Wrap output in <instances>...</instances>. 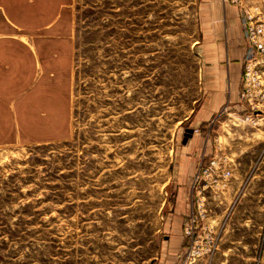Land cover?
Here are the masks:
<instances>
[{"label": "rangeland", "instance_id": "obj_1", "mask_svg": "<svg viewBox=\"0 0 264 264\" xmlns=\"http://www.w3.org/2000/svg\"><path fill=\"white\" fill-rule=\"evenodd\" d=\"M202 2L72 0L71 135L0 146V264H163L198 195L217 243L192 264H264V100L249 119L241 98L224 107L213 151L181 155L187 127L204 145ZM216 152L227 184H194Z\"/></svg>", "mask_w": 264, "mask_h": 264}, {"label": "crops", "instance_id": "obj_2", "mask_svg": "<svg viewBox=\"0 0 264 264\" xmlns=\"http://www.w3.org/2000/svg\"><path fill=\"white\" fill-rule=\"evenodd\" d=\"M71 3L0 0V146L46 143L71 135ZM200 31L202 92L192 126L203 130L204 145L198 147L195 139L182 144L181 150L188 159L192 151L198 161L214 149L207 136L213 119L224 107L240 102L247 47L240 10L231 2L203 0ZM176 209L172 219L182 222L189 209ZM170 231L176 247L162 263L179 264L184 253L178 248L183 243L181 225Z\"/></svg>", "mask_w": 264, "mask_h": 264}, {"label": "built area", "instance_id": "obj_3", "mask_svg": "<svg viewBox=\"0 0 264 264\" xmlns=\"http://www.w3.org/2000/svg\"><path fill=\"white\" fill-rule=\"evenodd\" d=\"M238 6L241 25L247 42L244 70L241 80L240 98L250 108L249 119L260 109L264 100L262 72L258 66L264 55V0H224ZM258 114V113H257ZM198 131V129H196ZM230 158L223 152H216L207 162H200L194 184L203 188L208 184L223 187L230 174ZM205 197L198 195L194 204L183 218L182 233L187 240V248L179 264H192L203 255L211 254L216 248L214 228L207 222Z\"/></svg>", "mask_w": 264, "mask_h": 264}, {"label": "water", "instance_id": "obj_4", "mask_svg": "<svg viewBox=\"0 0 264 264\" xmlns=\"http://www.w3.org/2000/svg\"><path fill=\"white\" fill-rule=\"evenodd\" d=\"M193 133H194V128H192V127H187V128L185 129V133H184V136H183V140H182V142H183L184 144H186L187 141H188V139L191 138V137L193 136Z\"/></svg>", "mask_w": 264, "mask_h": 264}]
</instances>
